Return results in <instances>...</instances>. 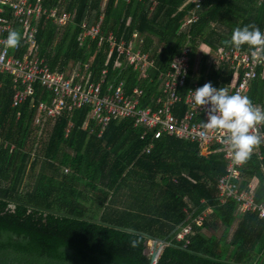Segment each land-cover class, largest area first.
<instances>
[{"label": "trees", "instance_id": "obj_1", "mask_svg": "<svg viewBox=\"0 0 264 264\" xmlns=\"http://www.w3.org/2000/svg\"><path fill=\"white\" fill-rule=\"evenodd\" d=\"M39 1L43 9L72 16L63 26L38 21L37 54L50 69L69 74L75 66L83 83L97 82L105 69V81L122 82L124 95L142 91L144 97L136 98L141 108L150 105L159 74L186 44V85L223 88L233 71L228 64H210L199 46L213 53L231 47L222 41L237 27L254 23L264 30V0H199V19L189 30L180 26L194 0ZM100 17L102 33L148 55L153 66L145 75L115 49L108 57L107 43L81 46V24L96 25ZM12 88L11 77L0 74V264H149L147 244L155 239L165 241L155 264H264V220L241 214L236 201L221 202L217 195L226 167L219 145L203 155L195 142L143 135L132 120L109 123L98 138V128L90 133L92 121L82 128L86 107L59 119L35 147L33 119L50 93L36 85L34 95L13 108ZM247 96L264 107V75L250 83ZM68 121L72 128L65 137ZM150 141L152 150L142 153ZM258 151L240 168V188L255 179L254 201L262 203L264 145ZM206 210L202 225H195L192 220ZM186 223L192 233L177 241Z\"/></svg>", "mask_w": 264, "mask_h": 264}, {"label": "built area", "instance_id": "obj_2", "mask_svg": "<svg viewBox=\"0 0 264 264\" xmlns=\"http://www.w3.org/2000/svg\"><path fill=\"white\" fill-rule=\"evenodd\" d=\"M195 1V8L184 19L180 30H189L198 19L197 10L199 0ZM51 20L53 24L63 26L72 20V16L66 11L54 8L43 9L40 1L30 0H0V74H8L13 83V96L11 106L19 108L27 99L35 93V86L39 85L50 93L48 102H39L33 119V129L36 134L35 147L40 145V140L46 138L55 123L63 118H70L75 110L89 108V116L83 123L82 128L88 127L92 121L90 133L97 137L102 135L104 129L113 121L132 120L134 126L153 133V139L166 135L179 140L195 142L204 151L212 144L219 145L226 162L225 174L218 179L216 184L217 195L221 202L232 199L240 205L239 212H252L261 220H264V202L254 201L256 181L252 179L247 189L240 188L243 165H235L232 162L228 146L224 143V134L219 131H209L202 126L207 122V106L196 107L192 103V93L199 88L196 82L187 84L189 70L190 46L186 44L180 56L175 57L166 72L160 73L157 80V94L150 98V105L138 107L137 97L142 96L140 89H134L132 96L124 95L123 83L106 82L107 70H103L97 82L83 83L79 69L75 66L67 74L64 71H52L46 59L37 54L36 33L40 18ZM96 25L89 26L86 22L81 24L82 32L79 42L82 45L96 41L97 46L107 43L109 55L115 49L119 55H124L127 62L133 65L136 71L144 75L153 66L148 60V55L140 50L133 51L132 44L124 41L117 42L112 32L102 33L101 20ZM12 30H18L21 34L20 46L9 49L3 41ZM264 31V30H263ZM199 50L210 59V64L218 67L228 64L233 71L230 83L224 88L229 94L240 93L247 95L252 81L264 75V62H254L249 49L236 50L230 48H218L210 53L205 45H200ZM120 64H117L119 66ZM88 67L85 65V69ZM177 68L179 72H177ZM145 72V73H144ZM81 77L76 80L77 77ZM155 86V87H156ZM219 89V88H217ZM153 104V105H152ZM261 106V105H260ZM20 117L17 112L16 119ZM72 128V122L68 121L65 137ZM260 133L264 134V126L259 127ZM1 145V139H0ZM264 145V143H261ZM13 147L10 149L12 150ZM153 148L150 141L142 153L149 154ZM259 154L258 148L254 150ZM253 152V153H254ZM68 172L67 169L64 170ZM183 177L188 178L186 174ZM210 210H206L192 222L201 226ZM192 233L191 223H186L176 234L177 241L185 240ZM187 244L188 241L186 240Z\"/></svg>", "mask_w": 264, "mask_h": 264}, {"label": "clouds", "instance_id": "obj_3", "mask_svg": "<svg viewBox=\"0 0 264 264\" xmlns=\"http://www.w3.org/2000/svg\"><path fill=\"white\" fill-rule=\"evenodd\" d=\"M21 38L18 30H12L3 41L4 46L15 49L20 46ZM222 44L236 50L247 46L254 62H264V31L254 23L235 28L230 39ZM191 93L196 109L207 106V122H202V126L209 131L223 132L232 162L245 164L264 143V134L259 131L264 126V107L254 104L247 95L229 94L224 87L217 89L211 82Z\"/></svg>", "mask_w": 264, "mask_h": 264}, {"label": "water", "instance_id": "obj_4", "mask_svg": "<svg viewBox=\"0 0 264 264\" xmlns=\"http://www.w3.org/2000/svg\"><path fill=\"white\" fill-rule=\"evenodd\" d=\"M165 244L164 240H153V251L149 254V252H146L150 256V262L149 264H155L156 260L161 252V249L163 245Z\"/></svg>", "mask_w": 264, "mask_h": 264}, {"label": "rangeland", "instance_id": "obj_5", "mask_svg": "<svg viewBox=\"0 0 264 264\" xmlns=\"http://www.w3.org/2000/svg\"><path fill=\"white\" fill-rule=\"evenodd\" d=\"M32 137L33 138H35V141H36V137H34L33 135H32ZM206 151H204L203 149H202V153H203V155H205L206 153H205ZM147 252H149V254L153 251V241L151 240V241H149L148 242V244H147Z\"/></svg>", "mask_w": 264, "mask_h": 264}, {"label": "crops", "instance_id": "obj_6", "mask_svg": "<svg viewBox=\"0 0 264 264\" xmlns=\"http://www.w3.org/2000/svg\"><path fill=\"white\" fill-rule=\"evenodd\" d=\"M32 127H33V124H32ZM11 147H13V148H12V150H13V149H14V146H13V145H11V146H10V148H11ZM10 151H11V149H10Z\"/></svg>", "mask_w": 264, "mask_h": 264}]
</instances>
